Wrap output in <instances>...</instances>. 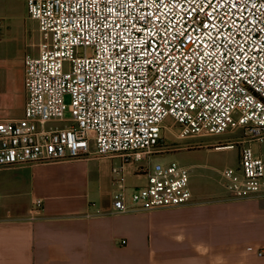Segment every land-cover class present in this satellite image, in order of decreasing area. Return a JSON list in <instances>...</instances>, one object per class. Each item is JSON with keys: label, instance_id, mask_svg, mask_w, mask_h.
Instances as JSON below:
<instances>
[{"label": "built area", "instance_id": "obj_1", "mask_svg": "<svg viewBox=\"0 0 264 264\" xmlns=\"http://www.w3.org/2000/svg\"><path fill=\"white\" fill-rule=\"evenodd\" d=\"M28 12L38 54L24 60L23 116L0 119V170L117 160L112 214L152 213L197 204L192 168L139 163L237 149L227 197L264 206V0H28Z\"/></svg>", "mask_w": 264, "mask_h": 264}, {"label": "crops", "instance_id": "obj_2", "mask_svg": "<svg viewBox=\"0 0 264 264\" xmlns=\"http://www.w3.org/2000/svg\"><path fill=\"white\" fill-rule=\"evenodd\" d=\"M116 161L0 170V264H264L260 202L193 192L188 207L112 214Z\"/></svg>", "mask_w": 264, "mask_h": 264}, {"label": "rangeland", "instance_id": "obj_3", "mask_svg": "<svg viewBox=\"0 0 264 264\" xmlns=\"http://www.w3.org/2000/svg\"><path fill=\"white\" fill-rule=\"evenodd\" d=\"M0 21V118L18 119L23 116L26 103L24 60L27 55L38 54V24L30 18L28 0H0ZM166 122L170 124L172 120ZM169 138L170 144L177 142L173 136ZM217 140L205 139L203 143L214 144ZM170 163L192 168L191 186L196 195L221 196L226 194L222 172L239 165V151H184L152 157L138 166L153 168Z\"/></svg>", "mask_w": 264, "mask_h": 264}]
</instances>
